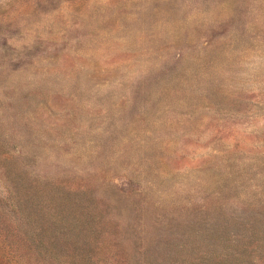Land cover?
Instances as JSON below:
<instances>
[{"label": "rangeland", "instance_id": "obj_1", "mask_svg": "<svg viewBox=\"0 0 264 264\" xmlns=\"http://www.w3.org/2000/svg\"><path fill=\"white\" fill-rule=\"evenodd\" d=\"M0 264H264V0H0Z\"/></svg>", "mask_w": 264, "mask_h": 264}]
</instances>
